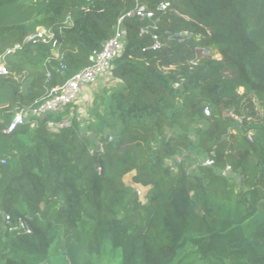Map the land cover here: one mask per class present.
Returning <instances> with one entry per match:
<instances>
[{
	"label": "trees",
	"instance_id": "1",
	"mask_svg": "<svg viewBox=\"0 0 264 264\" xmlns=\"http://www.w3.org/2000/svg\"><path fill=\"white\" fill-rule=\"evenodd\" d=\"M120 19L85 129L74 102L6 131ZM40 26L0 75V264H264V0H0V54Z\"/></svg>",
	"mask_w": 264,
	"mask_h": 264
},
{
	"label": "built area",
	"instance_id": "2",
	"mask_svg": "<svg viewBox=\"0 0 264 264\" xmlns=\"http://www.w3.org/2000/svg\"><path fill=\"white\" fill-rule=\"evenodd\" d=\"M170 6L168 1H161L157 9L167 10ZM152 17L154 11L146 4H140L135 11L128 13V16ZM125 29L122 26V19L119 20V26L115 34L105 43L103 48L94 51L89 56V63L81 70L77 71L71 78L65 82L54 85L48 89L47 95L44 99L38 101L36 105L30 108L21 109L14 116L12 122L9 124L6 131H13L18 126L24 124L29 117L41 116L48 112L62 111L66 106L77 102L85 87L94 84L102 74H106L108 81L114 76L113 60L123 51L124 48ZM52 42L53 46L57 45V34L51 28L40 26L35 32L26 36L22 41L15 43L13 46L8 47L0 54V75L9 73L7 65L8 58L14 54L18 49H21L26 44L37 45L39 43ZM160 45L156 43L154 48ZM56 55H59L56 53ZM50 75V72H48ZM70 123L68 117H64L60 121L50 119L48 127L60 128ZM32 125H36V121H32ZM212 160H207L206 163L210 164ZM138 194L141 195L142 190L136 186ZM6 219H10L9 215L5 214Z\"/></svg>",
	"mask_w": 264,
	"mask_h": 264
},
{
	"label": "rangeland",
	"instance_id": "3",
	"mask_svg": "<svg viewBox=\"0 0 264 264\" xmlns=\"http://www.w3.org/2000/svg\"><path fill=\"white\" fill-rule=\"evenodd\" d=\"M117 79H112L111 81H107L105 84H102L101 86H87L84 91H82L80 98L75 103L74 107L76 108L75 113L79 116V120L81 121L82 127L84 128L85 124L89 122L90 119H93L92 115V109L96 107L95 103V95L99 91V89L107 85L108 87H112L116 85ZM100 109V107H99ZM263 115V112H262ZM85 129V128H84ZM87 133L91 134L92 131H88ZM133 173L127 174L125 177L126 183H132ZM141 189V187H140ZM142 190V189H141ZM144 194V191L142 190L141 195Z\"/></svg>",
	"mask_w": 264,
	"mask_h": 264
},
{
	"label": "crops",
	"instance_id": "4",
	"mask_svg": "<svg viewBox=\"0 0 264 264\" xmlns=\"http://www.w3.org/2000/svg\"><path fill=\"white\" fill-rule=\"evenodd\" d=\"M107 81H108L107 75L106 74H102L94 84L89 85V86H97V85L101 86L102 84H105ZM84 89H83V91H84Z\"/></svg>",
	"mask_w": 264,
	"mask_h": 264
}]
</instances>
